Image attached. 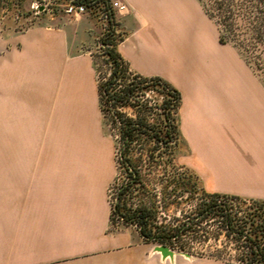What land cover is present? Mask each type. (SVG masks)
I'll return each mask as SVG.
<instances>
[{"label":"crops","instance_id":"crops-1","mask_svg":"<svg viewBox=\"0 0 264 264\" xmlns=\"http://www.w3.org/2000/svg\"><path fill=\"white\" fill-rule=\"evenodd\" d=\"M118 1L120 55L180 92L181 164L207 192L264 200L256 75L198 0ZM81 42L65 25L0 35V141L42 131V148L0 149V264H206L162 255L137 229L110 230L114 145Z\"/></svg>","mask_w":264,"mask_h":264},{"label":"trees","instance_id":"trees-1","mask_svg":"<svg viewBox=\"0 0 264 264\" xmlns=\"http://www.w3.org/2000/svg\"><path fill=\"white\" fill-rule=\"evenodd\" d=\"M76 1L88 8L102 3L108 15L109 30L101 39L108 76L98 77L93 57L92 66L103 129L115 152L116 175L108 189L110 230L135 226L145 242L197 256L202 252L190 246L194 240L223 233L235 243V261L227 264H264V200L200 186L197 175L178 162L180 92L160 76L130 68L116 48L122 36L114 42L115 12L109 0ZM198 2L216 25L218 41L230 44L264 86V0ZM235 201L245 208L234 206ZM216 217L219 225L210 230L206 224ZM222 254L216 250L208 256L220 259Z\"/></svg>","mask_w":264,"mask_h":264},{"label":"rangeland","instance_id":"rangeland-1","mask_svg":"<svg viewBox=\"0 0 264 264\" xmlns=\"http://www.w3.org/2000/svg\"><path fill=\"white\" fill-rule=\"evenodd\" d=\"M67 0H0V35H6L13 31H21L28 27H33L42 24L49 25H65L71 31H78V35L82 40L80 44L81 51H87L91 58L93 57L96 62L97 74L100 79L107 77L109 74V66L103 61L101 39L109 30L108 22H104L97 15L86 12L80 16H68L63 11V5ZM116 21V31L114 33V42L122 36L120 27ZM84 30V31H82ZM97 79V75L95 74ZM149 95L153 94L148 92ZM130 112V109H127ZM3 148H42V131L30 134L29 140H14V141H0V149ZM183 153V144L181 143L178 148V154ZM178 162L181 161L178 159ZM198 182V180H197ZM200 184V183H199ZM113 189L110 190V199L113 200ZM234 206L245 208L246 204L234 202ZM187 210L192 208V203L186 205ZM218 217L212 218L206 224L210 230H215L219 225ZM205 223H203L204 225ZM119 230L122 228H133L131 225H118ZM203 239V238H202ZM194 240L190 246L195 250L202 252V256L190 255L187 253L173 251L174 258H184L194 260L201 258L206 264H227L228 262L235 261V243L224 236L223 233L219 234L217 239L209 238L208 240ZM158 245V244H156ZM222 250V258L215 259L209 257V253ZM217 261V262H215Z\"/></svg>","mask_w":264,"mask_h":264},{"label":"built area","instance_id":"built-area-1","mask_svg":"<svg viewBox=\"0 0 264 264\" xmlns=\"http://www.w3.org/2000/svg\"><path fill=\"white\" fill-rule=\"evenodd\" d=\"M109 4L111 9L113 10L125 11L127 9L126 4L118 0H109ZM63 11L66 15L74 17L80 16L86 12H91L97 15L104 22H108L107 10L104 8L102 3H99L96 6L93 5L91 8H88L84 3H79L76 0H67V2L63 5Z\"/></svg>","mask_w":264,"mask_h":264},{"label":"water","instance_id":"water-1","mask_svg":"<svg viewBox=\"0 0 264 264\" xmlns=\"http://www.w3.org/2000/svg\"><path fill=\"white\" fill-rule=\"evenodd\" d=\"M156 250L160 251L164 256H173L174 254L172 250L162 245H156Z\"/></svg>","mask_w":264,"mask_h":264}]
</instances>
